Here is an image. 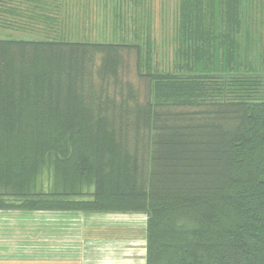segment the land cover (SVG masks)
<instances>
[{
	"label": "trees",
	"instance_id": "1",
	"mask_svg": "<svg viewBox=\"0 0 264 264\" xmlns=\"http://www.w3.org/2000/svg\"><path fill=\"white\" fill-rule=\"evenodd\" d=\"M65 1L0 0V24L54 34L0 39V211L140 214L146 264H264V72L242 0H180L167 70L138 15L130 42L66 40Z\"/></svg>",
	"mask_w": 264,
	"mask_h": 264
},
{
	"label": "rangeland",
	"instance_id": "2",
	"mask_svg": "<svg viewBox=\"0 0 264 264\" xmlns=\"http://www.w3.org/2000/svg\"><path fill=\"white\" fill-rule=\"evenodd\" d=\"M70 19L64 29L65 39L71 42L85 43H121L130 42L133 33L135 15L145 18L151 24L152 37L155 42V63L159 70L170 69L173 64L174 49L176 47V29L178 24L179 4L180 0H140L137 9L134 8L133 0H69ZM118 2V3H117ZM122 3V4H120ZM116 5L122 8L121 14H127L128 19H123L118 24L115 18ZM119 7V8H120ZM67 8V7H66ZM243 31H248L249 35V56L253 68L259 72H264V0H242ZM148 18H146V14ZM123 14V15H124ZM145 14V15H144ZM130 17V19H129ZM143 21L141 20L140 23ZM126 31V29H128ZM126 40L121 37L128 36ZM54 36L43 31H26L14 30L0 27V39L7 40H30L40 41L49 40ZM129 38V39H128ZM126 69L124 78L131 80L136 85L140 84L136 75V55L134 52L124 53ZM143 88V86H142ZM126 219L128 217H125ZM140 219L139 231L136 229L133 220L131 225L122 227H106L103 234L113 236L115 240H120V244L133 243L140 233V249H145V216L138 217ZM130 220V219H129ZM135 221V219H134ZM127 222V221H125ZM138 222V221H137ZM102 231V230H101ZM119 238V239H117ZM103 239H101L102 241ZM105 240V239H104ZM125 243V244H126ZM131 243V246H132ZM130 249L134 252V247ZM32 262V261H31ZM83 264L82 261L63 262L53 264ZM0 264H31L20 261L5 260ZM40 264V263H39ZM41 264H48L43 262Z\"/></svg>",
	"mask_w": 264,
	"mask_h": 264
},
{
	"label": "crops",
	"instance_id": "3",
	"mask_svg": "<svg viewBox=\"0 0 264 264\" xmlns=\"http://www.w3.org/2000/svg\"><path fill=\"white\" fill-rule=\"evenodd\" d=\"M69 2L65 4L69 6ZM0 27L34 31L3 24ZM141 216L144 215L0 211V262L146 264V243L145 249L138 247L140 233L136 245L131 242L134 252L130 242L120 244V240L102 233L106 227L131 225L132 220L139 231L137 218ZM146 237L145 231V241Z\"/></svg>",
	"mask_w": 264,
	"mask_h": 264
}]
</instances>
